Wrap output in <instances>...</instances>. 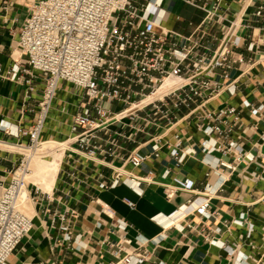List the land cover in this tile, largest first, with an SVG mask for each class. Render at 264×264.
I'll return each mask as SVG.
<instances>
[{"label":"crops","instance_id":"1","mask_svg":"<svg viewBox=\"0 0 264 264\" xmlns=\"http://www.w3.org/2000/svg\"><path fill=\"white\" fill-rule=\"evenodd\" d=\"M33 1L0 0V125L14 129L34 123L45 80L44 74L30 71L32 91L26 97L24 80L30 75L22 70L27 68L26 57L17 41ZM206 1L209 14L180 0H164L157 11L162 15L158 26L172 32L168 42L189 44L192 56L207 59L228 38L237 43L233 51L242 55L243 64L230 71L221 92L203 106L174 109L168 101L161 110L170 112L169 121L159 113L145 123V111L116 116L93 132L98 150L90 160L76 149L77 133L71 130L82 92L59 82L40 139L66 146L56 151L60 166L50 189L37 177L34 182L28 179L33 227L9 264H107L137 250L147 253L139 264H239V256L246 257L247 264H264V143L259 140L264 111L258 118L242 106L264 105V21L255 15L264 0H220L215 11V0ZM250 42L252 51L247 50ZM15 64L16 80L7 74ZM107 106L114 113L121 108L115 102ZM226 106L236 107L239 119L234 123L233 116L226 117L228 122L221 125L228 136L220 141L234 140L253 156L236 162L234 170L218 163H233V154L204 151L202 145L208 137L200 124L216 123L203 119L204 114ZM27 142L0 128V195L21 158L20 146ZM174 148L184 155L180 163L171 156ZM132 155L144 157L138 167L130 163ZM117 172L123 174L110 186ZM100 183L107 186L101 188ZM169 186L179 189L167 199ZM207 196L209 207L201 214L198 207ZM158 215L161 219L154 218ZM119 220L126 223L125 231Z\"/></svg>","mask_w":264,"mask_h":264},{"label":"built area","instance_id":"2","mask_svg":"<svg viewBox=\"0 0 264 264\" xmlns=\"http://www.w3.org/2000/svg\"><path fill=\"white\" fill-rule=\"evenodd\" d=\"M195 8L207 11V3L203 0H180ZM164 0H34L29 9L30 14L19 30L17 46L19 53L26 57L27 68L22 69L29 78L26 97H31L32 72L45 75L41 99L37 106V117L27 128H13L5 123L0 125L8 134L26 137L28 142L21 149L34 150L41 144V133L45 120L55 99L60 81L70 83L82 92L81 110L75 115L72 132H76V149L86 158L92 160L98 147L92 144L93 132L103 127L116 116L120 118L133 116L136 111H145L144 122L155 121L159 113L166 120L171 119L168 110L161 107L171 101L174 109L181 106L192 108L203 106L211 98L216 97L223 89V82L230 79V71L240 67L244 58L233 51L237 43L230 38L209 58L192 56L189 44L168 42L172 32L158 26L157 11L162 10ZM220 5V0L213 1L212 11ZM255 15L264 21V4L257 7ZM254 49L253 42L247 50ZM18 64L7 74L18 79ZM176 77L183 82L161 97L144 100L154 95L157 88L167 77ZM218 77V78H216ZM230 84V83H229ZM227 84L226 89H228ZM118 103L121 107L117 113L108 107L109 103ZM134 110L127 112L133 106ZM250 114L262 117L264 105H252L243 102ZM192 112V110H190ZM227 116L238 121L237 108L226 106L206 113L203 119L216 123L200 126L207 140L202 142L204 151L219 149L223 154H233L234 162L218 161L219 165L234 170L235 163L243 159L253 160L246 154L240 144L234 140L222 143L220 139L228 136L222 129ZM79 130V131H78ZM216 136L212 141L211 137ZM264 143V130L259 134ZM157 151V145H154ZM111 152L110 148L104 149ZM171 156L180 163L184 155H179L176 148ZM144 157L132 155L129 158L134 167H138ZM31 173L29 159L22 152L17 166L11 173L9 182L3 187L0 195V264H9L10 256L22 239L33 227L32 217L21 210L18 205L30 199L28 176ZM123 173L117 172L110 186L116 185ZM135 178L131 177L130 181ZM101 188L107 186L100 183ZM179 187H168L167 199L174 196ZM129 206L133 203L127 200ZM209 207V197L198 207L205 214ZM161 219V216H155ZM61 219H64L61 217ZM121 231H125L126 223L117 221ZM264 239V224L260 229ZM228 252L232 250L228 247ZM117 252H115L116 254ZM147 253L133 251L117 261L107 264H139L147 259ZM236 263L247 264L246 257L239 256Z\"/></svg>","mask_w":264,"mask_h":264},{"label":"bare ground","instance_id":"3","mask_svg":"<svg viewBox=\"0 0 264 264\" xmlns=\"http://www.w3.org/2000/svg\"><path fill=\"white\" fill-rule=\"evenodd\" d=\"M182 82L183 80L173 76L165 78L160 87L157 88L155 94L146 98L144 102L155 97H161L163 94L177 87ZM134 107L135 105L132 108H129L127 112L133 111ZM65 146L66 144L63 142L46 140L42 141L41 144L34 150L22 149V152L26 153V156L29 159V166L31 168V173L29 174L28 179L33 180L38 178V180H40L42 185L46 187L47 190L50 189L49 187L53 183L56 171L60 166L59 161L61 158V154H58L56 151L58 149H64ZM34 181L35 180H33V182ZM18 207L28 215H31L32 205L30 199L24 200L23 202L19 203Z\"/></svg>","mask_w":264,"mask_h":264},{"label":"rangeland","instance_id":"4","mask_svg":"<svg viewBox=\"0 0 264 264\" xmlns=\"http://www.w3.org/2000/svg\"><path fill=\"white\" fill-rule=\"evenodd\" d=\"M26 154V153H25ZM30 181V180H29Z\"/></svg>","mask_w":264,"mask_h":264}]
</instances>
